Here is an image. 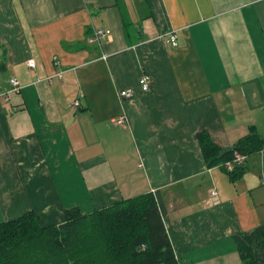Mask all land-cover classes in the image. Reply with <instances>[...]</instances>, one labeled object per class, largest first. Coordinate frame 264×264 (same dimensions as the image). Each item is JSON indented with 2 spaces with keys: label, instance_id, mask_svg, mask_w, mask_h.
<instances>
[{
  "label": "crops",
  "instance_id": "0c3cea01",
  "mask_svg": "<svg viewBox=\"0 0 264 264\" xmlns=\"http://www.w3.org/2000/svg\"><path fill=\"white\" fill-rule=\"evenodd\" d=\"M92 29L111 36L103 49ZM1 66L4 216L60 225L67 209L159 192L182 264L241 263L233 236L264 224V152L232 183L197 134L229 149L255 126L264 140V0H0Z\"/></svg>",
  "mask_w": 264,
  "mask_h": 264
},
{
  "label": "trees",
  "instance_id": "16d2710c",
  "mask_svg": "<svg viewBox=\"0 0 264 264\" xmlns=\"http://www.w3.org/2000/svg\"><path fill=\"white\" fill-rule=\"evenodd\" d=\"M197 140L206 167L221 169L232 183L244 177L250 159L264 152L255 126L229 149L217 145L207 131L198 133ZM237 156L245 160L229 171L226 165ZM167 222L159 192L87 213L79 207L67 209L60 225L43 226L40 215L31 210L0 222V264H182ZM232 241L240 264H264V225L239 233Z\"/></svg>",
  "mask_w": 264,
  "mask_h": 264
},
{
  "label": "built area",
  "instance_id": "2783aa9c",
  "mask_svg": "<svg viewBox=\"0 0 264 264\" xmlns=\"http://www.w3.org/2000/svg\"><path fill=\"white\" fill-rule=\"evenodd\" d=\"M111 38V36L108 34L107 31L103 30V29H92L91 31V34L89 35L88 37V43L90 45H93V46H97L99 47L100 49H103V46L105 44L106 41H109ZM166 42L168 44H171V45H176L177 43V38L175 35H171L167 40ZM108 56L105 55L103 53L102 55V59L103 60H107ZM28 67L31 68V69H34L36 67V63L34 61H29L27 63ZM65 71H59L56 75H54L53 77H50V82L54 79V78H57V79H63L64 76H65ZM11 86H12V91L13 92H19L21 90V85L18 81V79L14 78L11 80ZM139 86L141 88V90L143 92H148L149 89H150V77L149 75L147 74H144L140 80H139ZM132 93L133 91L128 89V90H125V91H121L118 93V96L120 99H123V98H128V97H131L132 96ZM2 96V95H1ZM0 96V98H1ZM80 96L82 97L83 94H80ZM80 96H77V98L74 100L73 102V109L75 110H78L81 108V102H80ZM111 123L116 125V126H124L125 123H126V119L124 118V116L122 117H119V118H113L111 119ZM245 159L240 157V156H237L235 158V161L234 162H230L226 165L227 169L229 171H231L235 165L237 164H241ZM218 198H219V194L217 191L213 190L211 191V199H210V202L211 204H216L217 201H218Z\"/></svg>",
  "mask_w": 264,
  "mask_h": 264
},
{
  "label": "rangeland",
  "instance_id": "374dc122",
  "mask_svg": "<svg viewBox=\"0 0 264 264\" xmlns=\"http://www.w3.org/2000/svg\"><path fill=\"white\" fill-rule=\"evenodd\" d=\"M5 72L3 70L0 71V78H2V75H4ZM76 164V163H75ZM75 168H76V165H75ZM71 171L73 173V164L71 165ZM66 189V187H65ZM82 209L85 213L87 212H91L92 209H90V206H87V204H83L82 206ZM8 220H12L10 217H6L3 215L2 211L0 210V222H4V221H8ZM264 225V224H263Z\"/></svg>",
  "mask_w": 264,
  "mask_h": 264
}]
</instances>
